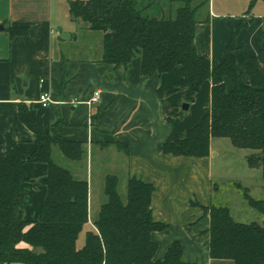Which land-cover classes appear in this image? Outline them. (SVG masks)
I'll return each mask as SVG.
<instances>
[{"label":"crops","instance_id":"obj_1","mask_svg":"<svg viewBox=\"0 0 264 264\" xmlns=\"http://www.w3.org/2000/svg\"><path fill=\"white\" fill-rule=\"evenodd\" d=\"M68 3L0 0V153L6 149L7 133L28 157L34 153L35 135L18 117L20 103L31 105L47 133L55 131L63 140L83 144V158L70 161L75 165L69 171L88 183L90 230L94 228L90 192L104 187L107 175L122 179L127 187L136 178L154 186L153 216L167 225L152 234L158 243L157 260L178 241L183 246L182 264H234L210 256V219L204 208L210 207L206 197L216 188L212 174L218 153L213 141L210 155L204 158L166 155L163 150L175 137L183 139L208 112L211 81L202 86L183 114L180 107L186 102V90L175 91L180 67L163 76L143 77L139 58L128 66L105 63L103 33L73 21ZM201 11L195 45L212 68L224 62L231 44L237 47L234 55L240 71L245 55H259L264 45V0H209L206 11ZM14 29L28 33L13 35ZM226 84L232 87L229 78ZM43 91L51 95L47 107L38 103ZM96 91L101 92L100 102L90 104ZM118 144L128 145L129 153ZM53 153L65 158L57 147ZM249 169L256 172H248L247 189L253 198L264 201L261 170ZM26 171L29 181L21 185L20 209L25 220L35 221L47 196L42 181L48 166L28 162ZM242 206V212L229 208L235 221L264 223V217L248 203Z\"/></svg>","mask_w":264,"mask_h":264},{"label":"trees","instance_id":"obj_2","mask_svg":"<svg viewBox=\"0 0 264 264\" xmlns=\"http://www.w3.org/2000/svg\"><path fill=\"white\" fill-rule=\"evenodd\" d=\"M257 0H253L255 2ZM169 14L152 17V4L145 0H69V14L90 31L103 33V61L128 66L140 59L141 75L163 76L180 67L175 91L186 90V103L195 101L202 86L211 81V105L186 136L164 145L166 155L204 158L210 155L213 139H229L234 147L250 150L247 162L261 170L264 180V45L258 56L245 55L241 68L231 44L224 62L212 68L195 45L198 13L209 0H169ZM177 5V7H176ZM175 7V8H174ZM168 16V17H166ZM26 35L28 30H12ZM226 78L232 82L229 89ZM18 117L34 135L36 146L28 157L11 133L0 153V264H182L183 246L174 242L162 260L156 259L154 232L167 225L154 219L153 185L132 178L124 201L120 180L107 175L105 203L87 232L83 247L79 235L89 222V186L78 180L52 156L54 147L69 161H80L82 143L49 134L31 105L20 103ZM129 153L128 145L118 144ZM28 162L44 163L48 174L42 181L47 196L38 220L23 218L21 185L29 181ZM248 205L264 216V201L255 199L237 183ZM209 216L210 256L234 264H264V223H240L228 206L204 208Z\"/></svg>","mask_w":264,"mask_h":264},{"label":"rangeland","instance_id":"obj_3","mask_svg":"<svg viewBox=\"0 0 264 264\" xmlns=\"http://www.w3.org/2000/svg\"><path fill=\"white\" fill-rule=\"evenodd\" d=\"M145 1L153 3L152 4L153 9H151V11L149 12L150 16L160 18L163 16V13H165L166 15L169 14V5H170L169 0H145ZM204 11H206V7H204L201 12ZM197 18L199 17L197 16ZM68 26L71 27L70 24H68ZM76 46L79 47V44H76ZM185 104L187 103L186 102L182 103L180 107V111L183 114L188 113V111L182 110ZM212 141L215 148V153H218V156H216L214 159V168L212 174L213 176L212 183L216 184V188L214 190L212 189V193L210 196L207 195L206 198L208 200V204L210 206L212 205L228 206L229 208L232 209L234 213L236 212V209L237 211L242 212L241 211V208L243 207L242 203L246 205L247 202H245L244 200L243 191L239 190L236 187V184L237 183L241 184L242 188L244 189L249 187V184L251 182L249 173L256 172L255 170L249 169L247 162L248 156H250L253 153V151L238 149L233 146V144L229 139L220 138V139H213ZM58 153H60L59 150ZM58 155L60 154L53 153L54 161L58 165L70 171H73L75 164L68 161L63 156L59 157ZM255 188L257 187L254 186V190ZM103 190H104L103 186L102 187L97 186L96 189L92 190V193L90 192V217H91V207H92V214H93L92 222L93 220H95L94 218L97 217V215L99 214L102 204L105 203L106 201V197L104 195ZM118 191L122 199L125 201L127 197V186L124 185L122 179H120V185ZM91 199H92V205H91ZM251 210L256 211L255 209L253 210V208ZM256 213L259 214L258 211ZM251 222L259 223L260 221H251ZM88 231H90V226L86 225L83 231L81 232V234L79 235V239L77 242L78 247H83V245L85 244L86 234Z\"/></svg>","mask_w":264,"mask_h":264},{"label":"built area","instance_id":"obj_4","mask_svg":"<svg viewBox=\"0 0 264 264\" xmlns=\"http://www.w3.org/2000/svg\"><path fill=\"white\" fill-rule=\"evenodd\" d=\"M41 84H43V81H41ZM100 99H101V92L96 91L93 97L91 98V100L89 101V103L97 104L100 102ZM38 103H40L43 107H47L50 103H52L50 93L47 91H43L38 98Z\"/></svg>","mask_w":264,"mask_h":264},{"label":"water","instance_id":"obj_5","mask_svg":"<svg viewBox=\"0 0 264 264\" xmlns=\"http://www.w3.org/2000/svg\"><path fill=\"white\" fill-rule=\"evenodd\" d=\"M189 106H190V104H185L184 106H183V111H188V109H189Z\"/></svg>","mask_w":264,"mask_h":264}]
</instances>
